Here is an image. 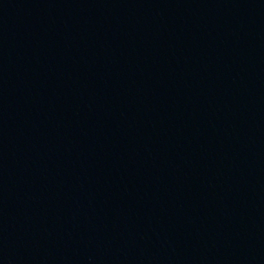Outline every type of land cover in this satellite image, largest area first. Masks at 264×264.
<instances>
[{
	"label": "water",
	"instance_id": "95a60500",
	"mask_svg": "<svg viewBox=\"0 0 264 264\" xmlns=\"http://www.w3.org/2000/svg\"><path fill=\"white\" fill-rule=\"evenodd\" d=\"M0 264H264V0H0Z\"/></svg>",
	"mask_w": 264,
	"mask_h": 264
}]
</instances>
